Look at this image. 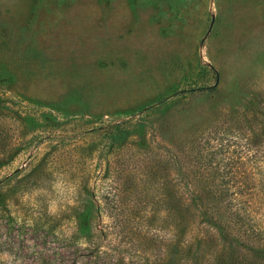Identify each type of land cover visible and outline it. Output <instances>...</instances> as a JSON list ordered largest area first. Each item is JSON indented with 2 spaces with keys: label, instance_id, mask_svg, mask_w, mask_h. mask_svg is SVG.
Segmentation results:
<instances>
[{
  "label": "rangeland",
  "instance_id": "obj_1",
  "mask_svg": "<svg viewBox=\"0 0 264 264\" xmlns=\"http://www.w3.org/2000/svg\"><path fill=\"white\" fill-rule=\"evenodd\" d=\"M91 191L107 262L264 264V0H0V264L74 257Z\"/></svg>",
  "mask_w": 264,
  "mask_h": 264
},
{
  "label": "trees",
  "instance_id": "obj_2",
  "mask_svg": "<svg viewBox=\"0 0 264 264\" xmlns=\"http://www.w3.org/2000/svg\"><path fill=\"white\" fill-rule=\"evenodd\" d=\"M214 85L207 87L206 89H213ZM253 191V190H252ZM241 195L234 194L231 197V202L235 206V210L242 214L247 213V222H248V230H249V239L254 240H262L264 239V223H258L255 216H251L250 214L254 212L253 208L255 207L257 201L259 200L258 196L253 195L251 192L250 196L247 198H240ZM96 194L91 191L87 193V209L80 213L76 214V221H77V230L80 234L87 236V242L85 246H82L78 241L72 239L68 244L69 247H72L73 250L71 254L74 255L71 259H59L50 258L44 255L43 252L39 251H32L33 253H40L38 258L36 257L35 262L33 264H113V262H107L103 256H106V251L101 250L98 245L95 243L92 235V221L96 220L101 214V205L97 200ZM262 202L263 199L261 200ZM106 203V202H105ZM246 208V209H244ZM243 211V213H242ZM244 216V215H243ZM4 216L0 217V230H2L1 235L4 234L5 236L7 233H10L12 229H14L17 225L15 230L22 231L21 228L22 224H25L21 220L18 222H11L10 220H5ZM119 217V216H116ZM119 218H122L121 216ZM246 219V217L244 216ZM19 227V228H18ZM13 235L17 236V233ZM20 235V234H19ZM10 242V241H8ZM13 243V242H12ZM9 250L13 251L15 248L14 246H9ZM23 257V256H21ZM80 260L83 262L79 263ZM249 259L247 256L243 254H239L234 258V264H250Z\"/></svg>",
  "mask_w": 264,
  "mask_h": 264
}]
</instances>
